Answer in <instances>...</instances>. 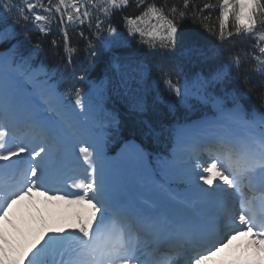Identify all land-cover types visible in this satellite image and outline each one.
Returning a JSON list of instances; mask_svg holds the SVG:
<instances>
[{
	"label": "trees",
	"instance_id": "16d2710c",
	"mask_svg": "<svg viewBox=\"0 0 264 264\" xmlns=\"http://www.w3.org/2000/svg\"><path fill=\"white\" fill-rule=\"evenodd\" d=\"M9 49L46 66L66 107L97 91L109 150L136 139L157 168L179 123L264 116V0H0Z\"/></svg>",
	"mask_w": 264,
	"mask_h": 264
},
{
	"label": "bare ground",
	"instance_id": "6f19581e",
	"mask_svg": "<svg viewBox=\"0 0 264 264\" xmlns=\"http://www.w3.org/2000/svg\"><path fill=\"white\" fill-rule=\"evenodd\" d=\"M10 69L11 61L1 56L0 124L6 127L0 139L2 264H39L38 254L58 242L64 219L76 214L90 218L89 210L95 208L108 211L109 217L85 236L92 251L88 264H142L147 247L126 252L120 247L123 233L118 232L115 220L123 215L119 207L127 204L137 211L134 227L153 230L156 227L148 224L157 218L161 225L184 229L202 220L201 212L196 211L197 204L213 206L220 201L222 184L229 181L237 190L236 178L264 168V130L254 124L247 126L239 112L204 117L179 125L176 130L177 152L168 168L171 173L186 176L192 187L190 192L176 191L157 177L136 141H127L116 153L107 154L103 135H94L93 144L89 145L75 135L73 122L46 115L45 104L56 106L58 95L45 80L37 79L39 68L29 75L35 88L29 95L25 84ZM38 111L43 113L40 126L32 123ZM22 124L21 129L18 126ZM30 125L35 129L24 132ZM201 130H206L203 137H226L234 148L225 151L217 145L221 141L209 145L208 153L213 155L205 173H199L201 169L185 159L199 137L196 132ZM40 131L48 136L42 139ZM236 142L241 144L240 153L234 146ZM217 153L223 157L219 158ZM189 194L197 195V200H191ZM254 205L250 202L235 208L228 238L191 258L188 264H230V260L231 264H264V239L256 236L264 221V205L257 210ZM179 251L185 258V249ZM179 257H174L170 264L182 261ZM52 264L67 263L54 259Z\"/></svg>",
	"mask_w": 264,
	"mask_h": 264
},
{
	"label": "rangeland",
	"instance_id": "374dc122",
	"mask_svg": "<svg viewBox=\"0 0 264 264\" xmlns=\"http://www.w3.org/2000/svg\"><path fill=\"white\" fill-rule=\"evenodd\" d=\"M63 1V0H62ZM72 4H74V7L78 9L79 7L82 6L83 0H71ZM9 60L12 59V54L10 53L8 57L6 56ZM13 66V68H12ZM11 66L10 73H13L16 78L22 81V83L25 84V80L27 81V87L25 84V89H26V94L29 95L33 92L34 88V83L33 80L29 78L30 73L35 74L38 68H33L30 71H28V74H25L24 71L20 70L18 67V63L13 61V65ZM39 72H37V79L42 78L45 80V83L49 86L52 87V89L55 90V92L58 95V102L57 105L54 106L49 104V106H45L48 108L49 111H52L53 115L55 116H60L63 120L73 122V128L75 131V135L79 136L81 138V141H84L88 143L89 145L93 144V136L100 134V135H105L104 133V124L101 123L99 119H95L94 113L98 111L101 107V98L98 95V92H95L96 99L88 98L86 100H83L80 102L76 107L73 108H65L64 103L60 97V94L56 90V84L55 82L51 81L49 77L46 74V67L40 66L39 67ZM21 79H20V78ZM31 80V81H30ZM29 82V83H28ZM31 82V83H30ZM193 92L196 91L195 89L192 90ZM48 104V103H47ZM55 111V112H53ZM235 113H240L243 116V113L241 111H233ZM225 113V112H224ZM223 114V113H222ZM219 117V116H217ZM244 118V117H243ZM245 119V118H244ZM190 123V122H189ZM246 125L248 126H254L256 125L259 130H264V121L262 118H256V121L253 123H249L248 121L245 120ZM254 124V125H253ZM1 125V124H0ZM261 127H259V126ZM1 127H0V139H1ZM206 130H201L200 132H196L197 136H204L206 135ZM177 138V143L178 137L176 134ZM170 163V161H169ZM168 163V165H169ZM167 165V166H168ZM169 167V166H168ZM163 171V169H161ZM168 171L170 172L169 168ZM167 173V171H166ZM171 173V172H170ZM172 175L174 173H171ZM182 175L181 173H177ZM184 176V175H182ZM167 180H170L171 183L175 184L179 188H189L191 189L190 181L188 178H181L180 176L177 177H172L170 174H167ZM169 182V181H168ZM90 212V218H87L85 216L76 214V216L71 217V219H64V230L62 232L59 231L58 237L59 240L56 244H54L50 248H44L42 252L38 254V263L39 264H52L54 259L56 260H63L67 264H88L90 258L92 257V253L90 255L86 256H78L77 253L80 252L76 248V245H82L84 244L86 246L85 242V231L82 227L81 221H84L90 229L93 228V224L91 221H93L95 218L99 219L100 221H103L102 219L104 218L103 213L95 208L94 210H89ZM106 218V217H105ZM104 218V219H105ZM93 225V226H91ZM87 234V233H86ZM89 234V233H88ZM87 234V235H88ZM87 247V246H86ZM88 248V247H87ZM0 264L1 260H0ZM30 264H34V261H30Z\"/></svg>",
	"mask_w": 264,
	"mask_h": 264
}]
</instances>
